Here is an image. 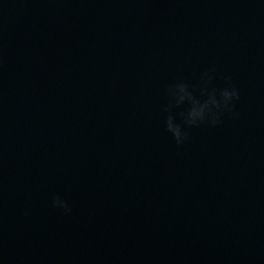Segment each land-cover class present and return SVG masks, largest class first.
<instances>
[{"label":"water","instance_id":"obj_1","mask_svg":"<svg viewBox=\"0 0 264 264\" xmlns=\"http://www.w3.org/2000/svg\"><path fill=\"white\" fill-rule=\"evenodd\" d=\"M212 66L239 118L177 146ZM0 264H264V0H0Z\"/></svg>","mask_w":264,"mask_h":264},{"label":"clouds","instance_id":"obj_2","mask_svg":"<svg viewBox=\"0 0 264 264\" xmlns=\"http://www.w3.org/2000/svg\"><path fill=\"white\" fill-rule=\"evenodd\" d=\"M215 67H209L199 77L196 85L181 80L166 87L168 103L162 111L166 113L165 131L171 135L177 146L183 145L189 139L188 129L202 125L216 127L221 123V117L228 114L230 118H239L235 111L240 100L239 89L231 83L230 77H225L226 87H212ZM186 107L179 113V121L172 114L174 108ZM51 206L60 209L64 215H70L72 208L68 201L59 195L53 196Z\"/></svg>","mask_w":264,"mask_h":264},{"label":"flooded vegetation","instance_id":"obj_3","mask_svg":"<svg viewBox=\"0 0 264 264\" xmlns=\"http://www.w3.org/2000/svg\"><path fill=\"white\" fill-rule=\"evenodd\" d=\"M222 12V11H221ZM229 13V10H227V12L226 13H224V14H228Z\"/></svg>","mask_w":264,"mask_h":264}]
</instances>
